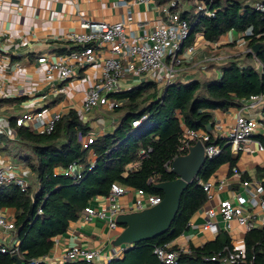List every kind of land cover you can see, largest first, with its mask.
I'll use <instances>...</instances> for the list:
<instances>
[{
    "label": "trees",
    "instance_id": "obj_1",
    "mask_svg": "<svg viewBox=\"0 0 264 264\" xmlns=\"http://www.w3.org/2000/svg\"><path fill=\"white\" fill-rule=\"evenodd\" d=\"M179 2L188 5L184 7ZM155 3L178 10L180 20L188 23L191 30L185 44H191L198 35L213 44L228 33L243 34L245 52L221 65L218 79L175 81L167 86L144 81L129 90L110 94L112 102L119 103L113 110L123 116L112 133L97 136L87 148H83V142L90 136V128L74 109L61 115L49 134L16 126L15 119L11 120L16 143L29 152L22 160L38 184L33 195L29 187L21 191L13 184L0 186V210H14L13 233L19 241V264H31L32 260L46 256L53 247V238L65 233L70 222L76 221L93 199L107 196L112 184L162 199L163 193L152 185L176 178L167 166L175 157L186 154L178 151L185 130L206 132L208 124L214 125V111L238 109L250 96H264V10L255 8L257 3L264 7V0H155ZM201 4H205L203 10L199 9ZM205 11L214 12V17L207 16ZM142 117L146 119L138 127L131 126ZM256 139L264 147V136ZM209 144L219 145L221 152L207 159L197 178L184 190L170 228L133 249L124 250L121 257L107 264H165L154 253L159 247L178 253L175 264H222V259L234 252L231 236L224 230L200 246L190 243L181 249L173 244L187 232V223L207 201L200 182H208L222 165L234 161L231 147L224 140H214L210 135L205 142ZM141 151L146 156L141 157ZM90 152L95 156L94 162L88 158ZM73 163L79 166L80 179L55 172ZM241 179L249 180L245 174ZM256 179L264 198V167L257 168ZM39 209L41 214L37 213ZM243 242L244 255L237 264H264V222L245 232ZM0 264H16V260L10 254H0ZM67 264L93 263L79 260Z\"/></svg>",
    "mask_w": 264,
    "mask_h": 264
},
{
    "label": "crops",
    "instance_id": "obj_2",
    "mask_svg": "<svg viewBox=\"0 0 264 264\" xmlns=\"http://www.w3.org/2000/svg\"><path fill=\"white\" fill-rule=\"evenodd\" d=\"M185 3L182 2L181 6L186 7L188 4ZM82 20L110 24L123 22L126 35L132 36L151 32L164 24L166 18L161 14L160 7H157L155 1L0 0V138H6L19 151L10 152L9 155L0 151V167L10 177L23 176L27 187L28 176L31 173L22 159L27 157L29 152L21 150L16 143L17 138L11 127V120L25 113L43 111L46 116H52L63 115L74 109L80 119L88 124L90 135L96 138L105 133H112L123 116L108 107H98L87 112L83 110L84 98L89 89L100 81L104 62L110 55L112 45L95 48V61L83 64L79 54L84 47L68 39L69 35L82 32L79 27ZM235 37H237L235 34L228 33L218 42L211 44L204 41L201 35L196 36L191 44H185L182 51L185 61L177 68L173 81L220 78L222 64L217 58L227 56L231 59L246 50L244 43L230 45V40ZM187 46H193L194 52H186ZM42 57L46 62H38ZM58 60L64 61L72 68V74L65 80H61L57 72H53L52 79L47 78L48 63ZM129 64V60H121L123 67ZM163 74L165 70L159 72L156 79H163ZM144 81L153 80L148 75L139 76L128 72L117 82L115 92L129 90ZM159 84L162 86V83ZM110 100L112 101L111 98ZM239 109L214 111L213 132L216 137L230 128ZM245 112L257 120L264 117V96L259 106L246 109ZM31 126V122H26L25 127L32 130ZM258 136H261L260 132L256 137ZM232 155L233 163L222 165L208 180L213 198L206 201L203 208L192 217L190 221L193 227H189L185 234L173 242L179 248L186 249L190 243L200 246L214 238L205 235L201 231V225L206 221L205 211L219 201L228 200L244 210H250L241 186L243 181L241 175L248 176L249 180L244 181H248L250 187H257L259 183L256 179V170L264 167V147L254 141L245 150L237 154L232 152ZM14 157L19 158L21 162L14 163ZM88 158L91 162L95 161V156L91 152ZM32 178L35 180L34 176ZM35 186L38 188L37 183ZM133 191L129 189L125 196L117 199V203L121 206H130L135 198ZM88 207L106 208L107 201L105 197H97ZM250 212L256 226L262 225L264 211L255 208ZM0 213L13 220L14 210H0ZM217 221L223 230V223L219 218ZM119 231L120 228L110 230L106 222L99 219L84 222L80 215L76 221L70 222L65 233L53 238V247L46 257L50 262L57 264L67 249L76 247L98 251L99 257L95 258L93 264H107L105 259L120 249L112 246L113 238ZM228 234L231 236L234 249L244 248L245 231L237 226L236 222L232 223V230ZM3 238L7 243L17 239L14 233L2 235V240Z\"/></svg>",
    "mask_w": 264,
    "mask_h": 264
},
{
    "label": "built area",
    "instance_id": "obj_3",
    "mask_svg": "<svg viewBox=\"0 0 264 264\" xmlns=\"http://www.w3.org/2000/svg\"><path fill=\"white\" fill-rule=\"evenodd\" d=\"M138 1L153 2L155 0ZM204 5L205 4H201L199 9L203 10L205 8ZM255 8L258 11L264 10L261 3L255 4ZM160 12L165 16L166 21L149 33L127 36L123 22L110 24L103 21L82 20L79 25L82 32L68 36L70 42L84 47L79 54V58H81L83 64H91L95 61V48L112 45L110 48V55L104 62L100 81L89 89L84 98V111L87 112L98 107L116 108L119 103L112 102L109 95L115 92L117 82L128 72H133L139 76L148 75L152 78L153 82H160L162 86H167L174 82L173 77L177 73V68L185 61L182 51L191 28L186 21L180 20L178 10L172 11L169 6H163L160 7ZM205 14L214 17V12L205 11ZM236 36L237 37L234 39L232 38L230 42L235 41L238 44H243V34ZM185 51L192 53L194 52V47L187 46L185 47ZM122 59L129 60L130 64L123 67L121 65ZM228 59L227 56H222L217 58V61L224 65L227 63ZM38 62L43 63L46 61L45 58L42 57L38 59ZM71 69L72 68L62 60L50 62L46 70L47 78L52 79L53 72H57L59 78L65 80L72 74ZM163 70H165L163 79H156V75ZM262 100L263 96H250L242 107H240L230 128L222 135L217 136V138L224 140L226 144L230 145L231 151L235 154L248 148L254 141L260 143L255 140L259 132L261 136H264V117L257 120L249 117L245 112L246 109L259 106ZM60 116V114L46 116L43 111H37L32 114L25 113L17 117L15 122L16 126H25L26 122H31L32 126L30 128L33 131L49 134ZM145 119L146 117H142L140 120L133 121L131 126L136 128ZM184 134L185 136L181 140V145L178 149L179 152H187L188 147L193 145L190 144L191 141H194V143L200 141L204 145V152L207 159H212L220 154L221 148L219 145H205V142L210 140V135L208 133L185 130ZM94 139L93 136H88L83 142V148H87L88 145L92 144ZM149 151L150 150H148V152ZM140 154L141 157L146 156L145 151H141ZM167 168L170 171L169 165ZM55 172L63 173V175L72 177L73 179L81 178L79 166L75 163L69 165L65 170H56ZM200 183L203 185V189L206 192L207 201H211L213 197L210 193V182ZM7 184H13L20 188L21 191H25L27 188L23 176L17 175L10 177L5 173L4 169L0 167V186ZM220 185H222V181ZM241 186L246 194L245 200L250 210L259 208L264 211V198H262L263 190L260 184H258L256 188H252L248 181L243 180ZM128 190L129 189L124 186L112 184L108 195L105 196L107 207L93 209L87 206L80 214L82 220L84 222H90L94 219H99L106 222L110 230H115L117 224L114 220L118 214L141 211L145 208L155 206L161 201V198L158 196L149 195L142 190H134L135 198L133 203L130 206H121L117 203V199L125 196ZM250 210H244L237 204L235 205L228 200H221L205 211L206 221L201 225V231L207 236L215 237L221 230L217 221V218H219L223 223L222 229L224 231L231 232L232 223L236 222L237 226L247 232L256 226L255 219ZM37 213L41 214V209H39ZM186 227H193L191 221L187 223ZM13 231V220H9L0 213V254L15 255L20 259L18 239L10 240L9 243L5 242L4 238L2 240V235L13 234ZM124 250L125 247H120L110 258L105 259V262L113 258H119ZM154 253L157 258L165 264H175L178 257V253L167 252L164 247L155 248ZM243 255V249H234V252L229 253L222 259V264H237L239 260L243 258ZM96 257H99L98 251H87L81 248L71 247L63 253L57 264H67L68 262H76L79 260L93 263ZM44 262L54 264L50 262L46 256L34 259L30 263L40 264Z\"/></svg>",
    "mask_w": 264,
    "mask_h": 264
},
{
    "label": "water",
    "instance_id": "obj_4",
    "mask_svg": "<svg viewBox=\"0 0 264 264\" xmlns=\"http://www.w3.org/2000/svg\"><path fill=\"white\" fill-rule=\"evenodd\" d=\"M254 50L257 51V47ZM206 133L217 139L211 123L206 126ZM206 161L204 145L200 141L188 147L186 154L175 157L169 167L176 178L152 185L163 193L160 203L141 211L118 214L114 221L121 229L115 234L112 246L133 249L140 242L165 233L178 213L182 193L197 178ZM12 258L16 264L20 263L17 256Z\"/></svg>",
    "mask_w": 264,
    "mask_h": 264
},
{
    "label": "rangeland",
    "instance_id": "obj_5",
    "mask_svg": "<svg viewBox=\"0 0 264 264\" xmlns=\"http://www.w3.org/2000/svg\"><path fill=\"white\" fill-rule=\"evenodd\" d=\"M193 2V1H192ZM191 2V3H192ZM188 3H190V2H188ZM190 3V4H191ZM0 151H4L6 154H10V152H13V153H17V152H19L18 150H17V148H15V146H13L12 145V143H9L8 142V140L6 139V138H0ZM13 161H14V163H17V164H19V158H17V157H14L13 158ZM21 162V161H20ZM32 176L33 175H29L28 176V186H29V189H30V192H31V195H33L34 193H35V191H37V186H35L36 185V179L34 180L33 178H32Z\"/></svg>",
    "mask_w": 264,
    "mask_h": 264
}]
</instances>
